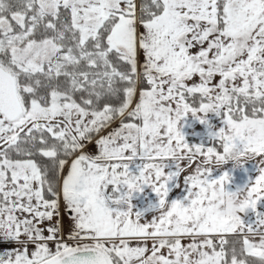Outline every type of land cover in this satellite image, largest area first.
<instances>
[{"label":"snow or ice","instance_id":"obj_1","mask_svg":"<svg viewBox=\"0 0 264 264\" xmlns=\"http://www.w3.org/2000/svg\"><path fill=\"white\" fill-rule=\"evenodd\" d=\"M261 204L264 0H0V264H264Z\"/></svg>","mask_w":264,"mask_h":264},{"label":"rangeland","instance_id":"obj_2","mask_svg":"<svg viewBox=\"0 0 264 264\" xmlns=\"http://www.w3.org/2000/svg\"><path fill=\"white\" fill-rule=\"evenodd\" d=\"M213 123H219L218 118L216 120H213ZM184 132L186 134V139L190 144L203 142L207 146L209 143L207 130L204 128L203 125H200L197 121L188 120L187 125L184 127ZM223 171H228L232 177V181L228 185V189L230 191H235L238 187H243L248 183L254 182L256 176L258 175L257 165L255 162L243 163L240 167H236L232 163H229L225 165L224 169L216 170L214 172V177H218L222 174ZM183 195H185V192L183 190L173 189V191L170 193L169 199H179L182 198ZM147 197L151 200L152 197L155 198V200L158 199L155 193H152L150 189L147 190ZM139 199V206L142 207V201H145L146 198L144 195H141ZM259 207L264 209V204H261ZM249 216L251 220L255 219V216L252 213H249Z\"/></svg>","mask_w":264,"mask_h":264},{"label":"clouds","instance_id":"obj_3","mask_svg":"<svg viewBox=\"0 0 264 264\" xmlns=\"http://www.w3.org/2000/svg\"><path fill=\"white\" fill-rule=\"evenodd\" d=\"M245 197H246V193L244 192H242L240 197L238 198L230 197L225 194L222 200L227 202V207L224 210L226 212H230L233 215L238 214V210L241 204L243 203Z\"/></svg>","mask_w":264,"mask_h":264},{"label":"flooded vegetation","instance_id":"obj_4","mask_svg":"<svg viewBox=\"0 0 264 264\" xmlns=\"http://www.w3.org/2000/svg\"><path fill=\"white\" fill-rule=\"evenodd\" d=\"M152 201H156L155 198L152 197ZM137 203H138V205H140L139 201H137ZM145 203H146V199H145V201H142V207L144 206Z\"/></svg>","mask_w":264,"mask_h":264}]
</instances>
